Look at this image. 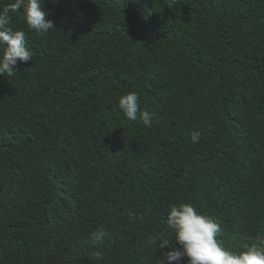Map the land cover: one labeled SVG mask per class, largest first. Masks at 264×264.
Wrapping results in <instances>:
<instances>
[{"label":"trees","instance_id":"16d2710c","mask_svg":"<svg viewBox=\"0 0 264 264\" xmlns=\"http://www.w3.org/2000/svg\"><path fill=\"white\" fill-rule=\"evenodd\" d=\"M43 9L47 34L10 13L33 55L0 76V264H157L150 238H173L180 203L214 218L229 251L264 238V0ZM131 91L152 127L121 113Z\"/></svg>","mask_w":264,"mask_h":264},{"label":"clouds","instance_id":"9594fccd","mask_svg":"<svg viewBox=\"0 0 264 264\" xmlns=\"http://www.w3.org/2000/svg\"><path fill=\"white\" fill-rule=\"evenodd\" d=\"M21 10L31 30L47 34L54 27L53 22L46 19L48 13L43 9V0H15L0 8V76L14 75L18 63L27 64L32 59L33 53L27 47L24 31L10 27V13ZM118 107L127 120H139L144 127H152L155 121L154 113L141 109L140 96L135 91L121 95ZM200 139V132L191 133L192 143H198ZM129 218L137 217L135 213H129ZM166 224L173 238L170 239L166 232L150 238L151 246L160 249L157 264H181L184 258H187V264H264V238L244 244L239 252L229 251L217 238L221 232L219 223L201 214L192 203L170 206ZM108 235V231L101 226L91 234V238L99 242ZM173 240L179 248L171 247ZM94 256L97 260L102 259L101 253H94Z\"/></svg>","mask_w":264,"mask_h":264},{"label":"bare ground","instance_id":"6f19581e","mask_svg":"<svg viewBox=\"0 0 264 264\" xmlns=\"http://www.w3.org/2000/svg\"><path fill=\"white\" fill-rule=\"evenodd\" d=\"M20 180V179H19Z\"/></svg>","mask_w":264,"mask_h":264}]
</instances>
